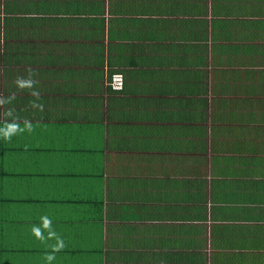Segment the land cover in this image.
<instances>
[{
  "label": "crops",
  "instance_id": "0c3cea01",
  "mask_svg": "<svg viewBox=\"0 0 264 264\" xmlns=\"http://www.w3.org/2000/svg\"><path fill=\"white\" fill-rule=\"evenodd\" d=\"M11 3L0 95L31 66L44 110L0 140V264L45 215L54 264H264V0Z\"/></svg>",
  "mask_w": 264,
  "mask_h": 264
},
{
  "label": "clouds",
  "instance_id": "9594fccd",
  "mask_svg": "<svg viewBox=\"0 0 264 264\" xmlns=\"http://www.w3.org/2000/svg\"><path fill=\"white\" fill-rule=\"evenodd\" d=\"M37 71L31 66L24 69L23 75H17L13 81L14 90L7 96L0 95V140L11 142L13 137L22 134H31L38 126L27 118H21L14 106V101L21 94H26L31 99L28 108L32 111L42 112L44 104L42 93L37 87L39 81L35 78ZM41 223L33 224L30 233L46 249L42 260L44 264H54L56 254L63 251L66 247L65 240L52 226L51 217H40Z\"/></svg>",
  "mask_w": 264,
  "mask_h": 264
},
{
  "label": "trees",
  "instance_id": "16d2710c",
  "mask_svg": "<svg viewBox=\"0 0 264 264\" xmlns=\"http://www.w3.org/2000/svg\"><path fill=\"white\" fill-rule=\"evenodd\" d=\"M25 10L26 8H22L21 6H19L17 10H14L12 7L11 0H0V27L2 29L14 28V24L19 23V19L22 20L20 16L14 14V11L21 13ZM1 22H3V25L1 24ZM23 24L25 23L20 22V26H22Z\"/></svg>",
  "mask_w": 264,
  "mask_h": 264
},
{
  "label": "built area",
  "instance_id": "2783aa9c",
  "mask_svg": "<svg viewBox=\"0 0 264 264\" xmlns=\"http://www.w3.org/2000/svg\"><path fill=\"white\" fill-rule=\"evenodd\" d=\"M109 86L114 91H120L124 87V76L120 72H113L109 79Z\"/></svg>",
  "mask_w": 264,
  "mask_h": 264
}]
</instances>
